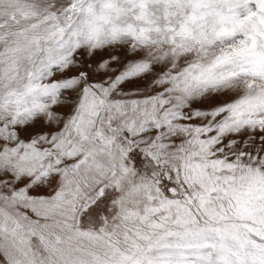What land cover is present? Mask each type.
Instances as JSON below:
<instances>
[{
    "label": "snow or ice",
    "instance_id": "snow-or-ice-1",
    "mask_svg": "<svg viewBox=\"0 0 264 264\" xmlns=\"http://www.w3.org/2000/svg\"><path fill=\"white\" fill-rule=\"evenodd\" d=\"M0 264H264V0H0Z\"/></svg>",
    "mask_w": 264,
    "mask_h": 264
}]
</instances>
